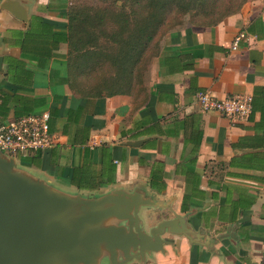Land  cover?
Listing matches in <instances>:
<instances>
[{
  "label": "crops",
  "instance_id": "1",
  "mask_svg": "<svg viewBox=\"0 0 264 264\" xmlns=\"http://www.w3.org/2000/svg\"><path fill=\"white\" fill-rule=\"evenodd\" d=\"M69 0H0V124L48 113L55 141L15 167L70 193L112 189L148 198L144 232L179 217L196 235L164 230L155 264H264V0L213 25L167 32L144 92L81 98L66 83ZM242 32L235 49L230 43ZM249 95L244 120L202 111L195 92ZM91 141H93L92 144ZM87 167L91 188L70 184Z\"/></svg>",
  "mask_w": 264,
  "mask_h": 264
},
{
  "label": "water",
  "instance_id": "2",
  "mask_svg": "<svg viewBox=\"0 0 264 264\" xmlns=\"http://www.w3.org/2000/svg\"><path fill=\"white\" fill-rule=\"evenodd\" d=\"M149 204L148 198L122 189L97 195L62 191L15 167L0 151V264H40L28 254L37 248L64 250L71 264H95L103 256L108 264H142L152 251L163 250L164 230L195 241L179 217L144 232L137 213ZM106 218L116 221L99 225Z\"/></svg>",
  "mask_w": 264,
  "mask_h": 264
},
{
  "label": "trees",
  "instance_id": "3",
  "mask_svg": "<svg viewBox=\"0 0 264 264\" xmlns=\"http://www.w3.org/2000/svg\"><path fill=\"white\" fill-rule=\"evenodd\" d=\"M218 1L121 0L117 9L91 10L71 7L69 0L64 33L69 90L78 97L90 99L144 92L150 58L158 55L161 45L155 42L156 36L162 41L167 32L174 30L168 25L170 9L177 15L206 19L205 23H194L206 26L234 14L246 0H232L235 3L230 5L234 7L216 10L218 5H225L222 0ZM151 44L154 52L150 55L147 52ZM105 66L112 71H107ZM92 176L83 165L73 168L69 182L79 189H94L97 187L80 184Z\"/></svg>",
  "mask_w": 264,
  "mask_h": 264
},
{
  "label": "built area",
  "instance_id": "4",
  "mask_svg": "<svg viewBox=\"0 0 264 264\" xmlns=\"http://www.w3.org/2000/svg\"><path fill=\"white\" fill-rule=\"evenodd\" d=\"M242 32L237 33L230 43L235 49ZM196 106L202 111L217 112L231 120H244L251 110L249 95H234L218 98L207 90H198L194 95ZM48 113L26 114L0 124V151L24 159L30 154L49 148L55 141L48 128ZM91 141L90 144H92Z\"/></svg>",
  "mask_w": 264,
  "mask_h": 264
},
{
  "label": "rangeland",
  "instance_id": "5",
  "mask_svg": "<svg viewBox=\"0 0 264 264\" xmlns=\"http://www.w3.org/2000/svg\"><path fill=\"white\" fill-rule=\"evenodd\" d=\"M220 1V0H219ZM218 1V2H219ZM249 0H246L245 2H247ZM232 2V0H222V3H224L225 5H218V8L216 10L219 9H224V7H234L235 5H230ZM233 4L235 3V1L232 2ZM121 5V0H70V6L71 7H81V8H87V9H117L119 6ZM215 10V11H216ZM169 16V26L170 29H175L180 27L181 25H185L187 24H201V23H205L206 19H201V18H189V16L187 15H177L176 13H174V10L171 8L170 9V13L168 14ZM224 18V17H223ZM222 18V19H223ZM209 21V19L207 20ZM179 24H181L179 26ZM155 42H157L158 44H161V37L156 36ZM154 52V46L153 44L150 45V50H148L147 54ZM153 56H151L150 58V65L149 68L151 67L152 61H153ZM107 69V71L111 72L112 70L110 68H108V66H105ZM148 78V77H147ZM59 189V187H57ZM62 191L65 192H70L68 191V189H60ZM116 220L114 218H106L103 219L99 222V225L102 226H108L109 224H114ZM32 250V249H31ZM33 253H28L29 255L32 256H36L39 258L40 260V264H71L70 260H69V256L67 254V252H65L64 250L61 249H51V248H37L36 250H33ZM42 252V253H41ZM41 255H42V259H41ZM108 259L106 258V256L103 258L98 257L96 259V263L95 264H108ZM153 260L151 259H145L144 263L142 264H153ZM128 264H138L137 261L135 260H131L128 262Z\"/></svg>",
  "mask_w": 264,
  "mask_h": 264
}]
</instances>
